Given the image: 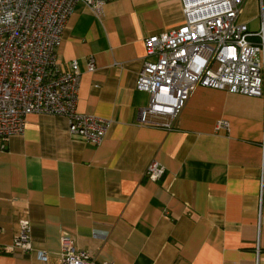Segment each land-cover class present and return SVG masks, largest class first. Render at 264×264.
<instances>
[{
	"label": "crops",
	"instance_id": "obj_1",
	"mask_svg": "<svg viewBox=\"0 0 264 264\" xmlns=\"http://www.w3.org/2000/svg\"><path fill=\"white\" fill-rule=\"evenodd\" d=\"M183 21L181 0L75 7L58 67L78 62L77 112L111 124L94 146L64 117L30 114L0 141V264H60L64 237L94 264H255L257 245L264 264V98L197 87L173 130L139 124L144 40ZM237 22L258 33L264 0H245ZM153 161L165 168L158 181L144 177ZM22 222L31 250L4 251Z\"/></svg>",
	"mask_w": 264,
	"mask_h": 264
},
{
	"label": "built area",
	"instance_id": "obj_2",
	"mask_svg": "<svg viewBox=\"0 0 264 264\" xmlns=\"http://www.w3.org/2000/svg\"><path fill=\"white\" fill-rule=\"evenodd\" d=\"M97 0H0V141L22 134L30 114L67 119L68 131L99 145L111 122L77 112L81 71L77 61L61 71L57 51L63 30L77 5ZM114 1V0H105ZM245 0H181L184 21L144 40L145 60L135 88L149 95L139 111V124L171 131L197 87L264 98V23L252 34L237 22ZM262 14V13H261ZM258 37L257 42L249 38ZM96 69L94 59L87 71ZM228 123L219 121L217 132ZM264 148V144H263ZM165 168L153 161L144 177L158 181ZM264 181V166L262 184ZM260 191V193H261ZM260 217V215H259ZM31 250L30 227L22 222L12 245ZM258 264L259 247H256ZM45 257V253H41ZM60 264H94L95 258L64 237ZM110 264V263H103Z\"/></svg>",
	"mask_w": 264,
	"mask_h": 264
}]
</instances>
